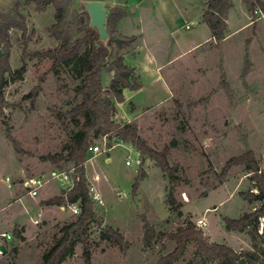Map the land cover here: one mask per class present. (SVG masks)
Here are the masks:
<instances>
[{"label":"rangeland","instance_id":"1","mask_svg":"<svg viewBox=\"0 0 264 264\" xmlns=\"http://www.w3.org/2000/svg\"><path fill=\"white\" fill-rule=\"evenodd\" d=\"M87 1L76 0L73 10L86 7ZM173 1L189 17L196 18L197 24L187 29L181 27L180 20L174 38L163 28V41L159 43L152 20L142 22L150 46L161 54L164 80L143 74L144 87L124 93L127 101L119 112L126 119L137 116L133 121L151 146L157 150L169 147L171 164L180 165L176 199L182 204V214L170 212L166 204L170 182L154 160H146L147 177L141 180L135 195L140 153L129 142L112 141L109 147L103 137L98 139L101 150L87 161V177L93 179L96 173L101 176L95 185L104 203H95V209L104 223L121 230L129 247L124 251L102 239L101 229L95 225L91 264H157L162 255L173 250L175 242L168 238L152 248L144 247L142 214L164 231L176 230L188 218L195 223L205 218L208 225L202 230L211 241L225 242L239 252L253 249L249 233L226 229L224 217L237 218L253 209L254 203L241 192L257 191L255 183L244 165H233L223 178L221 173L231 157L248 147L255 151L264 171V12L252 14L248 10L250 22L247 25L241 21L245 26L240 31L233 22L220 44L213 39L188 51L192 41L210 34V27L200 17L205 0ZM234 2L237 13L247 8L244 0ZM13 3L0 0L5 9ZM23 11L29 32H33L25 48L22 32L10 31V62L14 69L26 63V71L18 80H10L0 97V233L13 235L10 240L0 236V245L6 246L4 252L0 250V264H40L59 228L76 218L67 205L41 204L62 194L56 183L48 184L37 198L26 196L19 184L8 188L5 183L8 175L18 181L58 168L42 157L63 150L69 143L76 126L66 112L80 99L73 88L81 80L70 68L51 71V58L32 57L33 52L58 44L48 31L56 20L54 6L39 11L35 5H28ZM126 21L120 30L138 27L139 22L131 25ZM143 67L142 63L138 65L139 70ZM110 79L111 74L106 72V84ZM71 167L67 164L63 169ZM35 218L40 221L35 223ZM16 229L21 231L20 237ZM259 245H264L263 239ZM195 249L190 243L175 264H206ZM62 264H87L82 245L78 244Z\"/></svg>","mask_w":264,"mask_h":264},{"label":"trees","instance_id":"2","mask_svg":"<svg viewBox=\"0 0 264 264\" xmlns=\"http://www.w3.org/2000/svg\"><path fill=\"white\" fill-rule=\"evenodd\" d=\"M76 0H14L10 9L0 6V97L10 80H18L26 71L27 64L14 69L10 62L12 42L10 31L18 29L22 32L25 48L33 31L29 32L28 18L23 9L28 5H35L39 11H44L49 5L55 8V22L48 31L58 44L55 47L35 51L33 58H51V71L60 67L70 68L74 76L80 79L74 92L80 97L73 104L67 115L71 118L76 130L70 137L65 148L42 158L63 169L71 164L75 169V176H79L75 186L67 191L41 201L43 205H66L68 201L77 202L80 213L72 221L65 222L54 235V241L43 254L40 264H62L74 253L78 244L82 245L83 257L87 264H91L93 255L92 228L97 225L101 229L102 239H108L126 251L129 247L125 235L120 229L104 223L95 209V202L89 194V180L87 177V161L92 153L89 147L102 137H107L109 147L112 141L132 143L141 156L139 174L133 184V193L136 195L140 182L147 177L144 167L146 160L152 159L167 176L170 187L166 197V204L170 212L182 214V204L176 199V185L179 183L178 174L180 165L171 164L169 147L157 150L141 135L136 121L118 122L114 116L117 102L125 100L124 89L138 90L142 87L135 74V67L125 61V54L131 50L137 41V35L123 34L119 29L121 21L129 15L127 7L115 5L108 8L107 29L109 38L101 40L98 30L91 25V17L85 7L74 11ZM248 10L257 14L264 12V0H244ZM233 7L232 0H207V7L202 14V21L212 30L213 39L220 44L226 37L227 18ZM111 74L107 85L105 74ZM233 165H244L257 191L241 192L249 202L254 203L253 209L244 212L240 217H224L225 227L228 230L248 232L251 237L252 250L236 251L225 242L211 241L202 228L190 218L174 231L158 229L145 214L143 220V244L145 248H152L163 238L175 242L170 252L162 255L157 264H175L184 253L188 245L196 246L195 252L206 264H264V171L260 168L255 151L248 147L237 156L231 157L222 170V178L227 175ZM69 169V168H68ZM224 181V179H221ZM262 225V231L260 226ZM17 237L21 231L16 229Z\"/></svg>","mask_w":264,"mask_h":264},{"label":"crops","instance_id":"3","mask_svg":"<svg viewBox=\"0 0 264 264\" xmlns=\"http://www.w3.org/2000/svg\"><path fill=\"white\" fill-rule=\"evenodd\" d=\"M103 1L106 3V5H112V6L119 5V6L127 7L129 9V15L126 16L121 21V23L119 24V29H121L124 23L126 24L127 19L130 20L131 25H134L136 21L139 22L138 27L133 28V30H130V31L120 30L123 34L137 35L138 37L137 41L135 42L134 47L131 50L126 52L125 61L131 66L135 67V74L139 78V81L141 82L143 74L145 75V77L153 76L155 77L156 80H158L159 78L164 80V77L161 73L162 62H163L161 58V54L158 51H156L154 48H152V46H150L149 40L146 37L145 32L142 30V25H143L142 22L145 21L146 19L152 20V23H154V28H155V36H159L156 42L162 43L163 40L161 39V36L163 35V30H162L163 28H166L169 31L170 36L174 38V36L177 35L178 33L177 32L178 30L177 22L181 20L182 21L180 23L181 27L186 28V23L191 20H196V18L189 17L187 12L182 10L178 6V4L175 3L173 0H103ZM232 1H233V7L230 9V12L227 18V23H228L227 32L231 28V24L233 22L236 27V31H240V29L245 26V24L242 23L241 21L246 22L247 25L250 22L248 20L249 19L248 8L244 10L241 9V11L237 13L235 11V8H236L235 2L234 0ZM206 7H207V0H205L204 4L201 7L200 17L202 16ZM175 20L176 22H174ZM237 20H240V21L237 22ZM176 37L177 39H180L179 36H176ZM211 40H213L212 30L210 31V34H207L205 36V38L192 41L191 46L189 47L188 51L197 49L204 43H207ZM129 58L132 59V62H129L130 60ZM141 63L144 64V67L140 68L141 70L140 71L138 69V65ZM165 84L167 88H169V85L166 81H165ZM142 85L144 87V83H142ZM129 90H132V89L125 88L124 93H126ZM132 91H136V90H132ZM131 95L132 94H130L129 97ZM126 101L127 100L125 99L123 102H117V105H116L117 109H116L114 118L118 122H130L137 118L136 116L133 119H126L125 114L119 112V109L123 107V104ZM95 156H91L90 159H92ZM88 165L89 164L87 163V167Z\"/></svg>","mask_w":264,"mask_h":264},{"label":"built area","instance_id":"4","mask_svg":"<svg viewBox=\"0 0 264 264\" xmlns=\"http://www.w3.org/2000/svg\"><path fill=\"white\" fill-rule=\"evenodd\" d=\"M196 24V20H191L186 23V28L190 29ZM103 138L107 141L106 136ZM107 144L108 143H106V145ZM100 150V145L96 143L89 147V151L93 154V156H95V154ZM127 163H129V161H127ZM100 178L101 176L99 173H96L93 176V179L88 178L89 194L95 203L102 204L104 203L103 198L95 185V181L100 180ZM78 179L79 176H75L74 167H71L69 169L53 168L37 174L26 175L18 178V181H16L14 177L8 175L5 177V183L8 188H13L16 184H19L26 196L30 198H37L41 195L42 190L50 183H56L58 186H60L61 190L66 193L75 186L76 180ZM66 205L74 214L80 213L81 209L77 202L68 201ZM38 214L41 216V212ZM39 221V218L34 219L35 223H38ZM196 224L199 228H204L208 225V222L205 218H199ZM260 231H262V228ZM0 236L6 240H10L13 237V235L9 232H2L0 233Z\"/></svg>","mask_w":264,"mask_h":264},{"label":"water","instance_id":"5","mask_svg":"<svg viewBox=\"0 0 264 264\" xmlns=\"http://www.w3.org/2000/svg\"><path fill=\"white\" fill-rule=\"evenodd\" d=\"M86 11L90 14L91 25L96 28L100 34L101 40H107L109 38V32L107 29V16L108 8L103 0H88L85 5ZM2 51L0 50V55ZM0 249L3 252L6 250V246L1 244ZM240 263L246 264L245 258H242Z\"/></svg>","mask_w":264,"mask_h":264}]
</instances>
